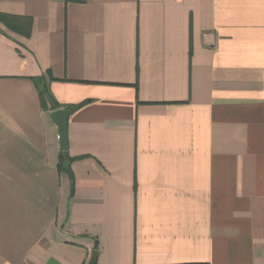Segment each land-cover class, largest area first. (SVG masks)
Here are the masks:
<instances>
[{
  "label": "crops",
  "instance_id": "crops-1",
  "mask_svg": "<svg viewBox=\"0 0 264 264\" xmlns=\"http://www.w3.org/2000/svg\"><path fill=\"white\" fill-rule=\"evenodd\" d=\"M0 15V264H264V0Z\"/></svg>",
  "mask_w": 264,
  "mask_h": 264
},
{
  "label": "trees",
  "instance_id": "trees-1",
  "mask_svg": "<svg viewBox=\"0 0 264 264\" xmlns=\"http://www.w3.org/2000/svg\"><path fill=\"white\" fill-rule=\"evenodd\" d=\"M64 1L65 2H79V0H64ZM3 18H5V16L0 15V19L3 20ZM15 19L16 20H21V19H17V18H15ZM34 82L36 84V87H38V90H39L41 108L43 110L47 111L48 110V106H47L46 98H45L46 97V92H45L44 88H41V85H43V82L40 79L34 80ZM85 103L86 102H83V103L79 104L74 109L82 107ZM57 108H58L57 106H52L51 110L54 111V110H57ZM73 160H74V158H70L68 156V154H67V151L66 152H61L60 155H59V161H58V171H59V173H67L68 175L71 176L69 165H70V162H72ZM71 183H72V178H71ZM72 186H73V184H72ZM71 193H72V190H71ZM94 248L96 250V248H97L96 244H95Z\"/></svg>",
  "mask_w": 264,
  "mask_h": 264
},
{
  "label": "water",
  "instance_id": "water-1",
  "mask_svg": "<svg viewBox=\"0 0 264 264\" xmlns=\"http://www.w3.org/2000/svg\"><path fill=\"white\" fill-rule=\"evenodd\" d=\"M69 110L57 109L49 113V119L55 124L58 133L59 149L67 151V121L70 116Z\"/></svg>",
  "mask_w": 264,
  "mask_h": 264
}]
</instances>
